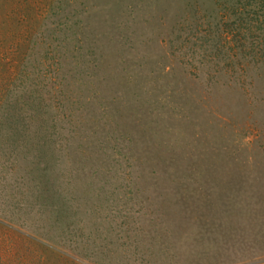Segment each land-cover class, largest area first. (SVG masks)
<instances>
[{
  "label": "rangeland",
  "instance_id": "1",
  "mask_svg": "<svg viewBox=\"0 0 264 264\" xmlns=\"http://www.w3.org/2000/svg\"><path fill=\"white\" fill-rule=\"evenodd\" d=\"M261 228L264 0H0V264H223Z\"/></svg>",
  "mask_w": 264,
  "mask_h": 264
},
{
  "label": "crops",
  "instance_id": "2",
  "mask_svg": "<svg viewBox=\"0 0 264 264\" xmlns=\"http://www.w3.org/2000/svg\"><path fill=\"white\" fill-rule=\"evenodd\" d=\"M260 235L258 236L256 240L257 246H261V248L264 246V228H261V232L259 231ZM242 239L244 241H248L249 237H245V235H242ZM253 255H249L248 253L243 254V257H238V251L234 254H237L235 257L232 255L231 258L227 256V259L225 260L223 264H264V251L257 249L256 247L253 249ZM233 254V253H232ZM245 255V257H244Z\"/></svg>",
  "mask_w": 264,
  "mask_h": 264
}]
</instances>
